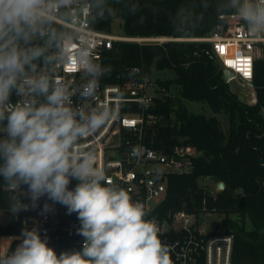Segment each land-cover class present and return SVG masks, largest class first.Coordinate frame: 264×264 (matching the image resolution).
Returning <instances> with one entry per match:
<instances>
[{"label":"clouds","instance_id":"clouds-1","mask_svg":"<svg viewBox=\"0 0 264 264\" xmlns=\"http://www.w3.org/2000/svg\"><path fill=\"white\" fill-rule=\"evenodd\" d=\"M112 2L0 0V188L7 208L15 215L46 198L43 214L59 203L77 214L84 238L81 250L58 255L38 228H24L14 250L0 242V264H173L145 204L109 178L94 143L84 147L117 115L112 100L95 103L113 69L94 58L86 34L116 14ZM217 9L238 17L246 35L264 37V0H219ZM129 11L135 15L136 7ZM65 74L83 75L80 103Z\"/></svg>","mask_w":264,"mask_h":264},{"label":"trees","instance_id":"trees-1","mask_svg":"<svg viewBox=\"0 0 264 264\" xmlns=\"http://www.w3.org/2000/svg\"><path fill=\"white\" fill-rule=\"evenodd\" d=\"M219 0H119L112 2L121 19L123 35L130 37H202L218 23ZM135 6V15L129 11ZM114 16L99 20L94 27L110 32ZM206 42L177 41L132 43L117 41L103 52L101 61L112 73L101 83H116L132 76L128 70L145 62L144 70H171L172 79L156 78L177 96L155 99L152 112L163 121L155 135L146 139L152 147L191 144L199 155L189 173L167 175L166 196L157 208L159 217L169 211L218 212L222 225L233 233L231 264H264V51L254 62L255 102L239 100L221 78V68L207 52ZM181 99L204 101L214 113L225 112L229 127L224 132L216 116L183 110ZM150 133V132H149ZM223 182L222 190L210 193L198 184L200 178ZM2 183V181H0ZM0 188V212L11 221L0 233L21 234L20 212L13 215Z\"/></svg>","mask_w":264,"mask_h":264},{"label":"built area","instance_id":"built-area-1","mask_svg":"<svg viewBox=\"0 0 264 264\" xmlns=\"http://www.w3.org/2000/svg\"><path fill=\"white\" fill-rule=\"evenodd\" d=\"M84 15H88L87 9ZM219 18L224 19L225 24L218 23L207 35L194 38L121 36L111 31H99L94 25L86 34L97 61H101L103 52L117 41L138 44L193 40L206 42L210 46L207 54L221 69L226 68L233 73L229 81L236 80L250 87L248 83L253 80L254 62L263 55L264 37L246 35L244 25L236 16L219 15ZM144 66L145 62H142L129 68L132 76L120 82L101 83V94L96 97L95 103L107 104L112 100L117 115L95 141L89 140L84 147L94 143L98 162L105 168L109 178L128 191L133 200L145 204L149 210L147 218L156 222L162 242L171 249L173 264H231L234 236L222 225L224 216L207 230L202 227L203 212L169 211L164 217H159L157 208L166 196L167 175L189 173L193 168V159L199 152L191 144L179 143L171 147L146 144L147 137L151 139L156 127L163 121L162 115L151 111L155 99L175 95L171 89L156 82L151 72L143 69ZM60 78L72 85L73 102L80 103L78 91L84 83L83 75L65 74ZM137 148L140 150L139 156L134 155ZM76 183L73 180L69 187L74 188ZM217 184L215 187L219 190ZM21 199L28 202L25 197ZM45 202L51 203L41 198L39 207L20 212L22 227L38 228L41 236L47 238L49 246L58 255L64 251L81 250L84 238L77 234L80 227L77 214L69 215L66 207L59 203L54 204L50 212L42 214ZM27 220L29 224L25 223ZM216 225L219 227L216 228ZM20 236L0 233V242L10 241L11 251L19 243L16 238Z\"/></svg>","mask_w":264,"mask_h":264},{"label":"rangeland","instance_id":"rangeland-1","mask_svg":"<svg viewBox=\"0 0 264 264\" xmlns=\"http://www.w3.org/2000/svg\"><path fill=\"white\" fill-rule=\"evenodd\" d=\"M121 19L118 18L116 15L112 22L111 32L114 34H118L123 36L121 31ZM193 42H197L194 41ZM151 76L153 79L160 78V79H172L174 77V73L171 70H159L156 68H152ZM229 85L230 90L237 95L239 100L244 103L252 104L255 102V91L254 89L244 86L240 82L236 80H231L226 82ZM171 90L173 91L174 95L177 96V88L175 86H171ZM183 106L192 113H202L206 117L209 116H216L219 119L220 126L224 132L228 130L229 122L228 116L225 112L221 111L220 113H214L211 107L204 101H192L188 99H181ZM264 115V110L262 111ZM217 181L213 180L212 178H200L198 179V184L200 186L205 187L208 191L215 193ZM203 224L202 227L204 229H208L211 224L219 222L223 215L218 212H203L201 214ZM11 221V215L7 212H0V228H5Z\"/></svg>","mask_w":264,"mask_h":264},{"label":"water","instance_id":"water-1","mask_svg":"<svg viewBox=\"0 0 264 264\" xmlns=\"http://www.w3.org/2000/svg\"><path fill=\"white\" fill-rule=\"evenodd\" d=\"M113 1H115V0H113ZM232 77H233V73L230 70H228L226 68H222L221 69V78H222V80L224 82L229 81V79L232 78ZM248 86H250L251 88H253V84L252 83H248ZM183 110H186V108L184 106H183ZM164 150L167 151L166 148ZM159 178L161 179V177H159ZM217 186H218V189L219 190H222L223 187H224V184H223V182H218ZM25 223L26 224H29L30 222L27 220V221H25ZM218 227H219V225H216V228H218Z\"/></svg>","mask_w":264,"mask_h":264}]
</instances>
